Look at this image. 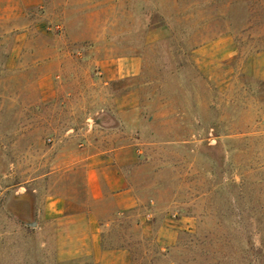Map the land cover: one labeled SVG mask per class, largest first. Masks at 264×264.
I'll return each mask as SVG.
<instances>
[{
  "label": "rangeland",
  "instance_id": "374dc122",
  "mask_svg": "<svg viewBox=\"0 0 264 264\" xmlns=\"http://www.w3.org/2000/svg\"><path fill=\"white\" fill-rule=\"evenodd\" d=\"M6 14L20 15L0 19V264H100L59 257L86 230L62 218L91 207L127 264H264V0H15ZM126 58L138 74L104 77ZM123 145L138 202L119 212L110 194L90 201L87 178Z\"/></svg>",
  "mask_w": 264,
  "mask_h": 264
},
{
  "label": "crops",
  "instance_id": "0c3cea01",
  "mask_svg": "<svg viewBox=\"0 0 264 264\" xmlns=\"http://www.w3.org/2000/svg\"><path fill=\"white\" fill-rule=\"evenodd\" d=\"M12 4V5H11ZM15 0H0V19H14L20 14H6L14 10ZM12 6V8H11ZM12 9V10H11ZM141 64L137 58H126L108 61L103 66L104 77L114 80L121 77L136 75L140 72ZM127 145H123L115 150V157L109 158L108 162L113 163L108 167H94L88 172L87 184L91 202H101L106 195L114 197V208L119 212L129 210L137 205V198L134 196L133 189L130 187L126 173L118 167L123 165L126 160L122 154L127 151ZM87 212L66 215L62 218V223L77 221L78 228H86L81 232L80 247L72 241L59 242L62 246L60 259L78 257L82 253L94 254L96 261L100 264H110V257H122L123 263L130 262V253L126 249H104L101 242V221L94 207L86 208ZM76 223V222H75ZM91 227V229H90ZM67 231L68 226L62 225L61 231ZM70 242V243H69ZM77 249L74 253L72 249ZM81 251V252H79Z\"/></svg>",
  "mask_w": 264,
  "mask_h": 264
}]
</instances>
